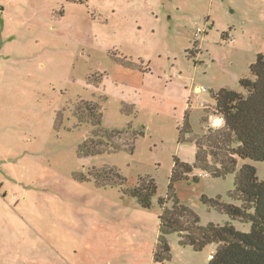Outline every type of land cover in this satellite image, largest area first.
I'll list each match as a JSON object with an SVG mask.
<instances>
[{
    "label": "rangeland",
    "instance_id": "obj_1",
    "mask_svg": "<svg viewBox=\"0 0 264 264\" xmlns=\"http://www.w3.org/2000/svg\"><path fill=\"white\" fill-rule=\"evenodd\" d=\"M260 54L264 0H0V264H158V200L174 159L196 161L195 143L178 141L184 117L192 137L219 125L213 95H246L240 79H255ZM104 97L102 128L143 134L132 151L82 158L95 129L75 109ZM245 164L264 179V162L240 160L237 170ZM106 167L128 187L154 178L153 207L74 180ZM194 176L176 195L202 225L250 230L200 202L232 203L235 174ZM168 240L171 264H209L216 249Z\"/></svg>",
    "mask_w": 264,
    "mask_h": 264
},
{
    "label": "trees",
    "instance_id": "obj_2",
    "mask_svg": "<svg viewBox=\"0 0 264 264\" xmlns=\"http://www.w3.org/2000/svg\"><path fill=\"white\" fill-rule=\"evenodd\" d=\"M226 35V34H225ZM227 36V35H226ZM255 77L240 79L246 95L231 89L221 88L213 95L215 104L213 117L219 125L208 127V132L191 136L188 114L179 129V143H195L196 161L194 165L174 159L168 195L159 198V235L154 248V261L171 264L169 236L177 235L179 244L200 252L210 245H216L209 264H264V179L260 180L254 165L245 164L237 170L240 160L264 162V55L257 56L250 67ZM104 98L81 100L74 116L79 124H91L95 131L79 148L80 157H96L121 150L132 151L135 139L143 133L128 130L108 131L102 128ZM211 111V110H209ZM206 121V119H204ZM195 171L204 172L215 178H225L235 174V188L229 194L232 203L222 202L221 197L209 198L202 195L200 202L209 211L227 215L241 224H250L247 232L239 231L227 223H200L199 215L182 204L176 195L180 182L198 183ZM89 175L76 174L79 183L93 182L96 187L119 188L123 195L144 210L153 207V198L158 194L154 178L139 177L132 187L116 168L90 170Z\"/></svg>",
    "mask_w": 264,
    "mask_h": 264
},
{
    "label": "built area",
    "instance_id": "obj_3",
    "mask_svg": "<svg viewBox=\"0 0 264 264\" xmlns=\"http://www.w3.org/2000/svg\"><path fill=\"white\" fill-rule=\"evenodd\" d=\"M209 258H210V260H211V259L213 258V256H212V255H210V256H209Z\"/></svg>",
    "mask_w": 264,
    "mask_h": 264
},
{
    "label": "crops",
    "instance_id": "obj_4",
    "mask_svg": "<svg viewBox=\"0 0 264 264\" xmlns=\"http://www.w3.org/2000/svg\"><path fill=\"white\" fill-rule=\"evenodd\" d=\"M198 89V88H197ZM198 90H200V89H198Z\"/></svg>",
    "mask_w": 264,
    "mask_h": 264
},
{
    "label": "water",
    "instance_id": "obj_5",
    "mask_svg": "<svg viewBox=\"0 0 264 264\" xmlns=\"http://www.w3.org/2000/svg\"><path fill=\"white\" fill-rule=\"evenodd\" d=\"M198 89H200V88L198 87Z\"/></svg>",
    "mask_w": 264,
    "mask_h": 264
}]
</instances>
